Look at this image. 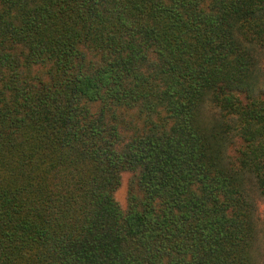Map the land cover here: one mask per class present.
Returning a JSON list of instances; mask_svg holds the SVG:
<instances>
[{
    "label": "trees",
    "instance_id": "obj_1",
    "mask_svg": "<svg viewBox=\"0 0 264 264\" xmlns=\"http://www.w3.org/2000/svg\"><path fill=\"white\" fill-rule=\"evenodd\" d=\"M260 200L264 0H0V264H257Z\"/></svg>",
    "mask_w": 264,
    "mask_h": 264
},
{
    "label": "rangeland",
    "instance_id": "obj_2",
    "mask_svg": "<svg viewBox=\"0 0 264 264\" xmlns=\"http://www.w3.org/2000/svg\"><path fill=\"white\" fill-rule=\"evenodd\" d=\"M116 198L120 203H124L125 180H123L121 186L116 191ZM256 258L257 264H264V200H260L258 204Z\"/></svg>",
    "mask_w": 264,
    "mask_h": 264
}]
</instances>
